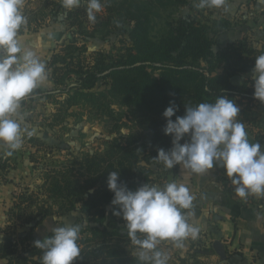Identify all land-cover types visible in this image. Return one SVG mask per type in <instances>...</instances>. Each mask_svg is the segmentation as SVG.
<instances>
[{
  "label": "trees",
  "instance_id": "trees-1",
  "mask_svg": "<svg viewBox=\"0 0 264 264\" xmlns=\"http://www.w3.org/2000/svg\"><path fill=\"white\" fill-rule=\"evenodd\" d=\"M101 2L103 8L96 13L95 22L88 20L85 6L68 11L59 3L72 36L54 48L45 63L47 78L54 86L35 89L28 98L57 102L58 109L50 127L65 121L70 109L78 107L113 123V132L118 135L107 140L102 149L79 153L70 152L69 145L60 140L56 143L45 139L47 143L40 144L39 138L27 137V142L35 146V151L30 153L33 168L40 163L37 155L41 151L49 156L57 150L68 151V154L62 160H55L52 166L44 164L39 190L25 187L14 195L7 211L5 230L8 232L19 221L30 229L21 239L20 251L12 237L3 238L0 261H5L4 264H41L42 251L35 248L33 242L51 235V231L45 235L38 232L48 219L71 212H79L87 220V224L84 220L75 223L81 224L78 240L81 257L74 264H142L132 246L125 244L131 243L127 229L104 225L105 208L114 196L107 187V177L111 171H118L119 181L129 190H136L145 183L163 186L170 182V175L179 172V165L166 169L162 162L154 159L159 148L168 150L172 146V136L163 132L166 118L162 115L170 101L177 106L171 118L175 120L176 116L184 115L186 105L214 102L219 96H228L240 108L238 119L244 125L256 126L258 130L253 131V135L264 145V119L254 114L255 110L264 114V104L253 97L250 75L255 57L264 52L251 47L248 36L215 51L217 40L210 34L217 37L229 31L233 27L230 19H213L211 25H207L191 17L180 18L169 22L167 33L155 41L149 36L150 13L144 3ZM49 6L42 2L39 14L31 10L20 34L26 29L36 30L40 20L37 16L44 15ZM126 23L131 27L129 41L124 40L122 48L90 51L89 43L96 39L109 40L114 31ZM235 77L243 79L236 83ZM24 101L25 98L21 104ZM113 105L125 108L126 113L118 112ZM128 123L132 125L129 135L120 134L121 127H129ZM17 155V150L7 149L0 157V171L6 173ZM157 174L158 181L151 178ZM160 174H164L163 178ZM215 179L228 196L238 198L242 205L255 202L251 195L247 201L239 198L231 180L219 171ZM192 249L189 258H181V262L206 264L201 257L209 251Z\"/></svg>",
  "mask_w": 264,
  "mask_h": 264
},
{
  "label": "clouds",
  "instance_id": "clouds-1",
  "mask_svg": "<svg viewBox=\"0 0 264 264\" xmlns=\"http://www.w3.org/2000/svg\"><path fill=\"white\" fill-rule=\"evenodd\" d=\"M60 2L68 11L83 3L90 22H95L96 13L103 8L101 0ZM259 2L264 4V0ZM223 3L224 0H199L196 7L219 8ZM24 4L25 0H0V147L9 150L22 147L26 132L21 101L47 79L45 63L20 39V30L28 23ZM251 78L253 97L264 104V53L255 57ZM176 111L177 106L170 101L162 113L166 118L163 132L172 136V146L168 150L159 148L155 160L166 169L179 165L196 174L223 168L239 198L264 197V150L260 143L249 140L244 123L238 119L240 108L233 99L222 95L214 102L186 105L184 115L173 120ZM120 134L129 135L126 128H121ZM185 136L188 139L181 143ZM107 187L114 193L113 215L126 222L127 236L138 249L136 254L142 264H168L169 256L158 248L161 241L182 247L186 239H195L200 232L193 219L195 197L186 184L145 183L129 190L119 181V172L111 171ZM80 236L81 224H67L35 240V248L42 251L41 264H74L81 257Z\"/></svg>",
  "mask_w": 264,
  "mask_h": 264
},
{
  "label": "rangeland",
  "instance_id": "rangeland-1",
  "mask_svg": "<svg viewBox=\"0 0 264 264\" xmlns=\"http://www.w3.org/2000/svg\"><path fill=\"white\" fill-rule=\"evenodd\" d=\"M118 1L122 2L123 0ZM37 2L38 0H35V6L42 5V2H47L50 4L44 15L40 14L37 16L41 19V23L47 24L52 19L54 14L55 18H57V21L60 18H63L65 15L64 11L59 7V3H61L60 0H40V3ZM132 2L144 3L143 5L148 7L150 13L149 36L152 40L156 41L163 34L167 33L168 23L177 21L180 18L191 17L196 21L207 25H211L213 19L228 18L233 23V27L229 31L220 34L217 37H215L213 34H210L211 37H214L215 40H217V43L214 46L215 51H220L229 43L235 42L237 39H240L244 36H248L251 42V47L258 48L264 52V4H261L259 0H224V3L219 8L203 9L196 7V5L199 3V0H132ZM101 3L103 5V2ZM81 5L85 6L83 3ZM31 10L35 9H30V7L27 6V1L25 0L23 13L27 14L25 15L27 16V19L30 17L29 15ZM35 11V13L39 14L38 9ZM49 16L51 18L48 21ZM38 27L40 26L37 25L35 29H39ZM130 28V25L126 23L115 30L109 40H94L93 42L89 43L90 51H118L120 48H122L124 40L129 41ZM67 32L69 33L68 38L71 37L72 35L69 28H67ZM242 79L243 77H235L233 78V81L240 83ZM53 86L54 84L50 85L49 87L46 85H40L36 89L39 88L41 90H45ZM113 108L122 114L126 113V109L120 108L118 105H113ZM57 109L58 104L54 99L47 100L44 98H38L35 100H30L28 97H26L24 103L21 104L20 109L21 113L23 114L22 127L26 129V131L30 132L33 138H39L40 144L47 143L45 139H48L47 141L49 142L55 141L56 143L60 140L64 142V144L69 145V151L74 153L102 149L105 147L107 140L118 135V133L113 132V123L109 121L106 122V120L102 118L94 117L90 112H88V110H83V108L78 107L70 109L65 121L55 124L54 127H50L49 124L53 123V116L57 112ZM254 114L259 116L262 120L264 119V114L260 110H255ZM126 119L127 117L124 118V120ZM128 124L129 127L123 125L121 128H126L129 132L132 125L131 123ZM245 126H248L250 129L253 128L252 131H250L252 135L254 134L253 131L258 130L256 126L253 127V125L247 123ZM262 131L264 132V128ZM28 132H25L22 147L17 150V154L20 152H26L27 148L29 147H32V151H35V146H32L29 144V142H27V137L30 136L27 134ZM187 139L188 137L185 136L184 139H182L183 142L181 143H184ZM54 148L57 149V147ZM1 150H4V148H1ZM67 154L68 151L60 150H57L53 156L47 155L45 151L38 153L37 159L40 163L36 164V168H33L34 164L32 165L31 170L28 171L27 175L20 181V184L17 185L18 189L15 192L20 194L21 189L24 187H29L31 190H39L41 184L43 183L42 170L44 169V164L47 163L50 164L49 166H52L55 163V160H62ZM16 158H19L18 155ZM16 164L19 168L22 167V162H13V165ZM218 171L222 175L226 176L223 168L214 167L210 170H207L203 174H196L192 173L190 170H185L183 171L181 179L180 174L178 175L177 173L176 175H170L168 180L170 182L176 181L178 183L188 185L187 187L193 192L191 194L196 192L200 193V191H203L210 185L212 186V180H216L215 173ZM188 173H190V176H187ZM159 176L163 178L164 174H160ZM151 178L158 181V174L152 175ZM193 180H195V183ZM192 184L194 185L192 186ZM254 196L255 195H253L255 202L250 204H252L256 209H260L261 206L264 205V197ZM244 200L247 201V199ZM194 203L195 202L193 201V204ZM113 208L114 206L112 204H109L105 208L104 225L109 228H125L124 225L126 222L121 217L113 215ZM81 220H84L83 222H86L85 224H87L86 218L79 212H71L62 217L55 216L53 219H48L44 222L43 226L41 227V232H38V234L45 235L54 227L75 224L77 222H81ZM209 222L212 226L211 230L210 228L200 230L195 239L189 237L183 242L182 247H176L170 241H161V243L158 245V248L169 256L168 264H184L180 259L189 258L191 248H193L192 250L195 248H205L207 251H209V254L201 257V259L204 260L206 264H234L232 257L236 254V250L239 248V246L230 247L228 239H223L222 241L226 249L227 257L225 260H222L215 252L213 247V241L215 240L216 236L212 234V232L213 228L216 227V220H213L212 217ZM226 222L227 223L224 229L227 227V225L228 227L231 225L229 220ZM5 228L6 224L0 226V241H2L3 238L7 239L12 237L19 246L18 250L20 251L22 249L21 239L26 235V232L29 231L30 227L22 224L19 221L18 224L14 228L8 230V232H6ZM125 244L132 246L133 252L135 254L138 252V249L131 243ZM4 263L5 261H0V264Z\"/></svg>",
  "mask_w": 264,
  "mask_h": 264
},
{
  "label": "crops",
  "instance_id": "crops-1",
  "mask_svg": "<svg viewBox=\"0 0 264 264\" xmlns=\"http://www.w3.org/2000/svg\"><path fill=\"white\" fill-rule=\"evenodd\" d=\"M26 1L30 9L39 10L40 5L35 6V0ZM37 3H40V0ZM50 18L49 16L48 21ZM56 19L54 14L52 19L47 24L45 23L46 25L41 23L40 19L39 29H26V33L24 32L20 35L24 46L34 50L44 63L50 59L54 48L64 42L69 36L65 15L60 19L58 17V21ZM52 84L53 82L47 78L41 85L49 87ZM246 131L251 142H258L250 131ZM1 148L3 149V147H0V157L7 150V148H4V150H1ZM261 148L264 150V145L261 144ZM32 149V147H29L26 152H20L19 158L14 160L15 162H22L21 168L17 164H11L6 173L0 171V226L6 224L7 211L13 204L14 195L17 194L15 192L18 189L17 185L20 184L22 178L32 168L33 163L30 159ZM183 171L185 170L180 167L178 172L180 179ZM187 176H190V173ZM193 181L195 183V180ZM24 189L25 187L21 191ZM190 192L193 193L192 191ZM193 195L195 197L193 219L200 227V230L209 228L211 230L212 226L209 220L213 217V220H216V227L213 228L212 232L216 236L215 240L228 239L230 247L239 246L236 254L232 257L234 264H252V262L264 264V205L260 209H256L251 204L249 206L242 205L238 198L228 196L221 184L216 180H212V186L210 185L200 191V193L196 192ZM228 220L231 225L229 227L227 225L224 229Z\"/></svg>",
  "mask_w": 264,
  "mask_h": 264
},
{
  "label": "water",
  "instance_id": "water-1",
  "mask_svg": "<svg viewBox=\"0 0 264 264\" xmlns=\"http://www.w3.org/2000/svg\"><path fill=\"white\" fill-rule=\"evenodd\" d=\"M213 247H214L215 252L219 255V257L222 260H225L227 257V254H226V249H225L222 241L219 239L214 240L213 241Z\"/></svg>",
  "mask_w": 264,
  "mask_h": 264
}]
</instances>
